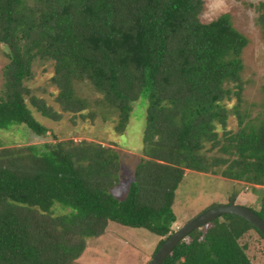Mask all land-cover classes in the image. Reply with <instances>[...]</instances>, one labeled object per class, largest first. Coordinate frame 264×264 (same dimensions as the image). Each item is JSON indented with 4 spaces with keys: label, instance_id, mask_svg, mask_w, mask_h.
Here are the masks:
<instances>
[{
    "label": "trees",
    "instance_id": "trees-1",
    "mask_svg": "<svg viewBox=\"0 0 264 264\" xmlns=\"http://www.w3.org/2000/svg\"><path fill=\"white\" fill-rule=\"evenodd\" d=\"M206 4L0 0L8 57L1 131L25 125L47 137L37 114L54 122L64 114L87 119L106 106L122 135L134 104L149 101L143 157L124 200L112 194L122 169L114 148L70 140L0 150V264H75L112 223L162 238L157 253L178 222L174 207L187 170L264 186V85L262 111L242 108L250 41L230 14L205 23ZM256 10L264 35V2ZM38 63L54 70L49 86L58 90L60 110L29 84ZM81 84L93 88L94 99L80 95ZM251 210L264 219V194L260 210ZM165 264H264V235L226 215L192 233Z\"/></svg>",
    "mask_w": 264,
    "mask_h": 264
},
{
    "label": "rangeland",
    "instance_id": "rangeland-1",
    "mask_svg": "<svg viewBox=\"0 0 264 264\" xmlns=\"http://www.w3.org/2000/svg\"><path fill=\"white\" fill-rule=\"evenodd\" d=\"M264 0H207L206 11L202 17L205 23L212 22L224 14H230L237 30L250 41L243 58L245 63V102L243 110L256 116L262 111L264 85V35L258 26L256 6ZM8 63L7 49L0 44V90L3 84V70ZM54 70L51 64L38 63L35 67V79L29 84L32 90L56 109L57 88L49 86ZM78 92L82 97L94 99L96 96L89 84H81ZM149 101L141 98L134 104L130 124L124 134L116 131L118 116L106 106L94 108L97 115L92 118L84 115L64 114L61 121L54 122L37 114L49 129L47 137L36 136L27 126H13L10 130H0V150L27 146H42L60 142L96 143L114 148L120 153V185L112 191L115 198L124 200L136 179L137 166L143 157L144 137L147 128ZM108 118V121L107 119ZM230 129L237 130V120H230ZM255 191H257L255 194ZM264 186H252L243 182H234L220 174H204L186 171V176L177 193L174 212L178 222L174 224L176 232L204 212L231 205L236 197V205L260 210V200ZM58 215L66 211L57 208ZM107 233L99 239L88 241V248L75 264H151L162 238L147 230L124 227L112 223Z\"/></svg>",
    "mask_w": 264,
    "mask_h": 264
},
{
    "label": "water",
    "instance_id": "water-1",
    "mask_svg": "<svg viewBox=\"0 0 264 264\" xmlns=\"http://www.w3.org/2000/svg\"><path fill=\"white\" fill-rule=\"evenodd\" d=\"M226 215H235L245 219L264 235V219L253 210L236 204L216 207L204 212L174 232L156 253L151 264H165L174 250L192 233Z\"/></svg>",
    "mask_w": 264,
    "mask_h": 264
},
{
    "label": "crops",
    "instance_id": "crops-1",
    "mask_svg": "<svg viewBox=\"0 0 264 264\" xmlns=\"http://www.w3.org/2000/svg\"><path fill=\"white\" fill-rule=\"evenodd\" d=\"M238 199H239V197H238ZM238 199H237V200H238Z\"/></svg>",
    "mask_w": 264,
    "mask_h": 264
}]
</instances>
